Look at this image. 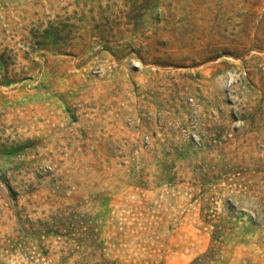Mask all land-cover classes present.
I'll return each instance as SVG.
<instances>
[{
  "label": "rangeland",
  "instance_id": "rangeland-1",
  "mask_svg": "<svg viewBox=\"0 0 264 264\" xmlns=\"http://www.w3.org/2000/svg\"><path fill=\"white\" fill-rule=\"evenodd\" d=\"M216 228L210 264H264V0H0V264H189Z\"/></svg>",
  "mask_w": 264,
  "mask_h": 264
},
{
  "label": "trees",
  "instance_id": "trees-1",
  "mask_svg": "<svg viewBox=\"0 0 264 264\" xmlns=\"http://www.w3.org/2000/svg\"><path fill=\"white\" fill-rule=\"evenodd\" d=\"M225 230L224 228H216V230H214V233L212 234L213 236V242H212V248L210 247V249L205 252L202 256H199L197 259H195L194 261H192L191 263L189 264H210L211 261L213 260L212 259V251L213 250V247H217V245L221 244L223 242V234ZM222 238V239H220Z\"/></svg>",
  "mask_w": 264,
  "mask_h": 264
}]
</instances>
